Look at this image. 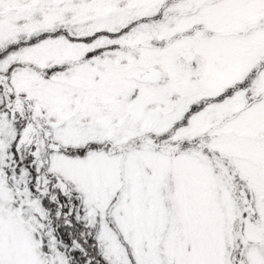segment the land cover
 <instances>
[{"label":"snow or ice","instance_id":"obj_1","mask_svg":"<svg viewBox=\"0 0 264 264\" xmlns=\"http://www.w3.org/2000/svg\"><path fill=\"white\" fill-rule=\"evenodd\" d=\"M0 264H264V0H0Z\"/></svg>","mask_w":264,"mask_h":264}]
</instances>
